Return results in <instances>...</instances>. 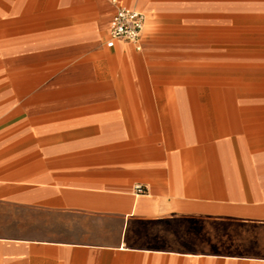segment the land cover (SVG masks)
I'll list each match as a JSON object with an SVG mask.
<instances>
[{
	"label": "crops",
	"instance_id": "obj_1",
	"mask_svg": "<svg viewBox=\"0 0 264 264\" xmlns=\"http://www.w3.org/2000/svg\"><path fill=\"white\" fill-rule=\"evenodd\" d=\"M116 1L0 0V264H264V0Z\"/></svg>",
	"mask_w": 264,
	"mask_h": 264
},
{
	"label": "built area",
	"instance_id": "obj_2",
	"mask_svg": "<svg viewBox=\"0 0 264 264\" xmlns=\"http://www.w3.org/2000/svg\"><path fill=\"white\" fill-rule=\"evenodd\" d=\"M114 5V13L111 19V27L109 31V41L107 47L111 48L115 42H123L134 46L140 50V39L145 28V16L133 9L117 4L116 0H112ZM135 193L142 195L146 193V189L142 186H135Z\"/></svg>",
	"mask_w": 264,
	"mask_h": 264
},
{
	"label": "rangeland",
	"instance_id": "obj_3",
	"mask_svg": "<svg viewBox=\"0 0 264 264\" xmlns=\"http://www.w3.org/2000/svg\"><path fill=\"white\" fill-rule=\"evenodd\" d=\"M144 30H145V28H144ZM146 31H147V27H146Z\"/></svg>",
	"mask_w": 264,
	"mask_h": 264
}]
</instances>
